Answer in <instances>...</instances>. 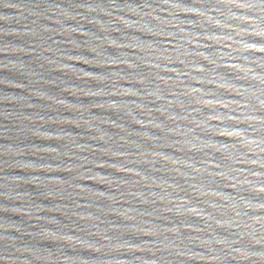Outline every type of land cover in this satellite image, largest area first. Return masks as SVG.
Listing matches in <instances>:
<instances>
[{
    "label": "water",
    "instance_id": "water-1",
    "mask_svg": "<svg viewBox=\"0 0 264 264\" xmlns=\"http://www.w3.org/2000/svg\"><path fill=\"white\" fill-rule=\"evenodd\" d=\"M0 264H264V0H0Z\"/></svg>",
    "mask_w": 264,
    "mask_h": 264
}]
</instances>
